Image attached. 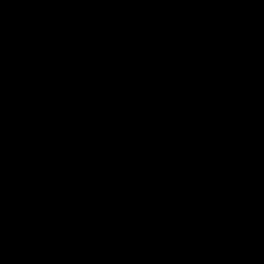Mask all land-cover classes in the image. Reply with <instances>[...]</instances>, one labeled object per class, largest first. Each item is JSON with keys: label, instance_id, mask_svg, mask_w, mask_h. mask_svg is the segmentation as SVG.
<instances>
[{"label": "water", "instance_id": "95a60500", "mask_svg": "<svg viewBox=\"0 0 264 264\" xmlns=\"http://www.w3.org/2000/svg\"><path fill=\"white\" fill-rule=\"evenodd\" d=\"M0 264H264V0H0Z\"/></svg>", "mask_w": 264, "mask_h": 264}]
</instances>
